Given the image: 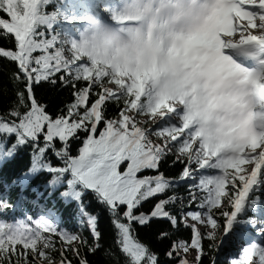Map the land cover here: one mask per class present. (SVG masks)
<instances>
[{
  "label": "snow or ice",
  "instance_id": "obj_1",
  "mask_svg": "<svg viewBox=\"0 0 264 264\" xmlns=\"http://www.w3.org/2000/svg\"><path fill=\"white\" fill-rule=\"evenodd\" d=\"M0 264H264V0H0Z\"/></svg>",
  "mask_w": 264,
  "mask_h": 264
}]
</instances>
